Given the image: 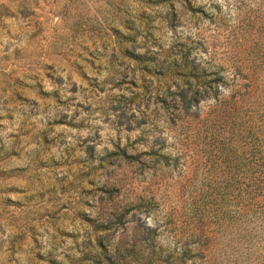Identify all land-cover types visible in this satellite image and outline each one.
Masks as SVG:
<instances>
[{
  "label": "rangeland",
  "instance_id": "rangeland-1",
  "mask_svg": "<svg viewBox=\"0 0 264 264\" xmlns=\"http://www.w3.org/2000/svg\"><path fill=\"white\" fill-rule=\"evenodd\" d=\"M187 52L246 83L264 0H0V264H136L197 238L229 131L205 132L215 100L190 120L174 104L185 85L168 67ZM134 206L103 233L80 218Z\"/></svg>",
  "mask_w": 264,
  "mask_h": 264
},
{
  "label": "trees",
  "instance_id": "trees-1",
  "mask_svg": "<svg viewBox=\"0 0 264 264\" xmlns=\"http://www.w3.org/2000/svg\"><path fill=\"white\" fill-rule=\"evenodd\" d=\"M169 15L176 17L175 12ZM128 39L133 44L136 42L132 37ZM125 53L144 65L142 69L148 72L150 68L146 64L155 61L153 56L136 53L131 48L125 49ZM252 61L255 64L244 74L248 77L246 83L237 82L235 76L229 78L222 68L208 69L191 52L170 62L168 70L176 66L178 75L184 79L185 86H181L174 104L186 120L191 119L190 113L201 100H215L211 112L217 117L204 121L207 122L205 132H212L216 123L219 132L223 125L227 126L229 134L224 137L220 133V138L215 137L214 149L218 151L222 175L227 174L229 178L213 185L218 204L215 214L199 211L195 231L201 232L197 238L194 234L192 242L176 246L175 252L164 256L143 254L136 258V264H264V57H255ZM191 92L194 96L189 97ZM137 207L108 222L99 223L86 214L80 218L92 225L96 233H103L113 229V225L125 226L124 219ZM209 218L216 227L211 231L212 236L203 240V231L206 225L210 226ZM211 248L213 252L209 251Z\"/></svg>",
  "mask_w": 264,
  "mask_h": 264
}]
</instances>
